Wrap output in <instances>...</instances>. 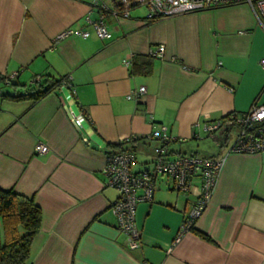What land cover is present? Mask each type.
I'll list each match as a JSON object with an SVG mask.
<instances>
[{
  "label": "crops",
  "instance_id": "crops-1",
  "mask_svg": "<svg viewBox=\"0 0 264 264\" xmlns=\"http://www.w3.org/2000/svg\"><path fill=\"white\" fill-rule=\"evenodd\" d=\"M114 8L115 0H0V74H16L10 85L0 83V189L41 210L25 264H264V152H228L233 125L204 130L254 100L264 104V28L246 3L153 20L140 7L127 17ZM100 15L110 39L85 21ZM76 27L90 35L56 39ZM158 45L163 56L152 57ZM37 78L71 86L36 101L9 97ZM141 86L144 93L127 98ZM70 110L84 115L81 128ZM158 125L175 138L171 157L224 161L194 230L173 246L201 178L188 192L158 178L152 199L136 206L141 246L131 248L112 211L119 192L105 185L106 148L133 146L132 171L147 170L156 144L148 137ZM38 142L46 153L35 152Z\"/></svg>",
  "mask_w": 264,
  "mask_h": 264
},
{
  "label": "built area",
  "instance_id": "built-area-1",
  "mask_svg": "<svg viewBox=\"0 0 264 264\" xmlns=\"http://www.w3.org/2000/svg\"><path fill=\"white\" fill-rule=\"evenodd\" d=\"M115 14L122 17L129 16V12L134 7H142L145 18L153 20L162 17H172L180 14L214 9L240 3H246L251 8L258 23L264 28V0H115ZM87 24L92 25L96 36L101 40L110 39L112 34L107 29L100 15L97 20L92 21L88 16L85 18ZM71 35L86 38L90 32L84 28H68L61 31L56 39H62ZM164 45H158L149 54L154 57H162ZM124 64H129V60H124ZM264 65V60L261 61ZM14 75H1L0 83L9 85ZM39 80L35 79L33 82ZM60 86H71L68 79L61 82ZM72 94L75 93L73 89ZM145 92V87L141 86L131 92L127 98L138 97ZM0 87V100L2 99ZM69 118L73 125L81 128L84 115L77 114L73 110L69 111ZM233 125L237 128L236 135L229 145L228 152H264V104L254 100L248 110L244 112H231L225 117L224 123L215 121L206 124L204 130L213 133L223 125ZM149 140L155 141L151 152L154 160L150 168L142 172H133L132 163L135 155L132 151L107 152L105 154V164L103 175L105 185L116 189L119 192L118 199L112 205V211L117 220V228L127 235V241L131 248L141 246V233L135 224V209L139 201L151 200L156 189L157 180L166 177L170 180V188L176 192H188L191 188V181L194 176L201 178V187L194 206L188 216L179 227L177 236L172 242V246L178 243L181 236L194 227L196 219L203 212L210 199L215 183L217 181L224 158L199 157L196 155H176L170 156L169 144L173 139L168 132V127L158 125ZM131 140H137L132 136ZM35 152L44 154L48 147L38 142L34 146ZM142 193L139 194L138 191ZM172 246L166 251L168 253Z\"/></svg>",
  "mask_w": 264,
  "mask_h": 264
},
{
  "label": "trees",
  "instance_id": "trees-1",
  "mask_svg": "<svg viewBox=\"0 0 264 264\" xmlns=\"http://www.w3.org/2000/svg\"><path fill=\"white\" fill-rule=\"evenodd\" d=\"M62 81L48 78L39 79L26 87L23 93L9 95V97L15 101L25 99L36 101L49 94L55 87L60 86ZM5 96L2 92V99ZM125 145V142L108 144L106 152L132 150L133 146ZM40 225L41 210L32 199L16 193L12 189H0V264H25ZM191 230H194V227ZM195 231L200 237L210 241L207 235Z\"/></svg>",
  "mask_w": 264,
  "mask_h": 264
},
{
  "label": "rangeland",
  "instance_id": "rangeland-1",
  "mask_svg": "<svg viewBox=\"0 0 264 264\" xmlns=\"http://www.w3.org/2000/svg\"><path fill=\"white\" fill-rule=\"evenodd\" d=\"M140 8H142V7H140ZM142 9H143V8H142ZM142 158H143V157H142L141 154H137V159H138V161L141 160ZM194 182H195V184H197V180H195ZM0 240H1V238H0Z\"/></svg>",
  "mask_w": 264,
  "mask_h": 264
}]
</instances>
